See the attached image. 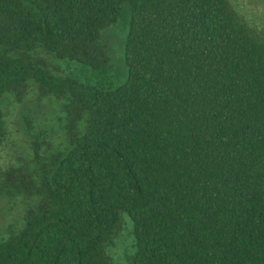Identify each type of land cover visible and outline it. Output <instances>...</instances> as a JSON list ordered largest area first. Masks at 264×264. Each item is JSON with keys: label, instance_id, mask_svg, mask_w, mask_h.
Masks as SVG:
<instances>
[{"label": "trees", "instance_id": "1", "mask_svg": "<svg viewBox=\"0 0 264 264\" xmlns=\"http://www.w3.org/2000/svg\"><path fill=\"white\" fill-rule=\"evenodd\" d=\"M33 91L61 142L26 118L0 197L37 202L0 264H116L125 215V264H264V28L234 0H0V101Z\"/></svg>", "mask_w": 264, "mask_h": 264}, {"label": "rangeland", "instance_id": "2", "mask_svg": "<svg viewBox=\"0 0 264 264\" xmlns=\"http://www.w3.org/2000/svg\"><path fill=\"white\" fill-rule=\"evenodd\" d=\"M238 10L252 23L264 28V0H234ZM106 36L109 39L113 62L121 73V81L128 77L125 64V40L127 28L123 23L111 27ZM7 101V102H6ZM6 121L7 136L0 146V171L19 163L20 159L30 154V137L26 118L33 122V128L49 132L50 140L61 142L59 134L58 110L46 103L36 101L35 91L31 92L27 101L19 105L11 95H4L0 101ZM37 200L24 201L23 197H0V237L7 239L11 232L20 230L24 225L26 211L36 204ZM130 218L125 215V226L110 250L116 264H125L127 255L133 251L134 240L131 235Z\"/></svg>", "mask_w": 264, "mask_h": 264}]
</instances>
